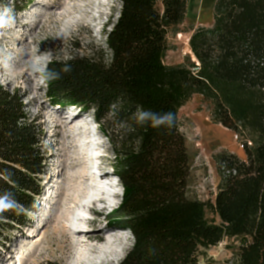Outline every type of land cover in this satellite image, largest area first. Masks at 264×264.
I'll return each mask as SVG.
<instances>
[{
	"label": "trees",
	"instance_id": "1",
	"mask_svg": "<svg viewBox=\"0 0 264 264\" xmlns=\"http://www.w3.org/2000/svg\"><path fill=\"white\" fill-rule=\"evenodd\" d=\"M121 1L107 51L50 60L45 72L57 102L93 111L114 144L124 193L109 218L134 235L118 264H200L201 249L224 237L241 243L223 264H264V0H216L212 25L190 36L199 64L189 66L164 62L168 32L184 21L188 0ZM65 65L70 72L60 71ZM53 70L59 78L48 77ZM196 93L212 105V122L245 136V160L228 151L215 157L214 202L187 194L190 158L178 112ZM24 107L0 83V230L24 223L42 192L40 130ZM145 110L173 113V126L137 123Z\"/></svg>",
	"mask_w": 264,
	"mask_h": 264
},
{
	"label": "rangeland",
	"instance_id": "2",
	"mask_svg": "<svg viewBox=\"0 0 264 264\" xmlns=\"http://www.w3.org/2000/svg\"><path fill=\"white\" fill-rule=\"evenodd\" d=\"M117 2L0 1V13L10 8L12 16L8 25L0 27V83L22 96L27 116L35 120L40 130L41 142L38 147L42 155V173L39 174L42 192L34 194L37 207L35 211L27 212L24 223L1 228L0 264H76L75 251L90 259L89 264H115L134 243L130 230L127 233L131 238L111 232L120 229L113 226L109 215L121 202V196L116 195L112 184L117 182L119 188L123 189L116 174L117 158L113 142L100 124L94 131V137L89 140L79 134L80 129L75 127V122L71 123L69 116L84 115L81 123L90 124L93 111L81 112L78 105L57 102L45 77L50 60H66L74 54H89L92 50L98 54L105 51V32L113 26L109 27L111 21L116 19L109 17H113L115 8L112 4ZM106 20L108 24H105ZM212 23L202 24L196 17L185 16L180 25L168 32L164 62L167 65L188 66L197 63L190 53V36L197 27L211 26ZM38 58L42 59L38 62ZM211 109L212 105L196 93L179 109L178 119L190 158L187 194L192 198L214 202L220 182L216 155L228 151L245 160L246 154L243 148L245 136L212 122ZM91 167H99L101 173L107 172V177L101 181L114 191L115 206L105 208L99 201L94 204L95 195L83 200L87 183L85 173ZM95 182L99 183V180ZM60 191L63 192L58 196ZM80 201L86 205H81ZM206 215L217 223L221 221L211 208ZM71 224L77 227L87 225V230L104 228V241L75 245L67 230ZM108 236L121 237L118 260H111L106 250L112 244L105 241ZM240 243V238L224 237L216 245L201 249L199 263L233 262ZM96 247H100L101 251Z\"/></svg>",
	"mask_w": 264,
	"mask_h": 264
},
{
	"label": "bare ground",
	"instance_id": "3",
	"mask_svg": "<svg viewBox=\"0 0 264 264\" xmlns=\"http://www.w3.org/2000/svg\"><path fill=\"white\" fill-rule=\"evenodd\" d=\"M76 119H79V117L72 118L71 123L75 122V127L80 129L78 131L79 134L86 137L87 139L93 138L95 133H94V129L90 128V124L81 123L80 119L75 121ZM72 134L74 135V132H72ZM98 168L99 167H97V169H94L93 167H91L89 169L87 168V171L85 173L86 179H87L86 190H85L82 198L84 200L86 198H89V197H92L95 195V196H97V198H96V201L94 202V204H96L99 201L105 205V208L106 207L111 208V207L115 206V204L117 203L114 199L115 193L113 190H111V188L106 186L101 181L103 178L107 177L106 176L107 172L103 171L101 174H99L101 171L98 170ZM96 179L99 180V183L95 182ZM60 190H61V187H60ZM62 192L63 191H60L58 196H60ZM80 203H81V205L84 204V202H82V201H80ZM81 205H78V206L81 208L82 207ZM84 205H86V204H84ZM92 205H90L91 208L93 207ZM79 217H77V218H79ZM87 228H88L87 225L77 227V226H74L72 224L69 226V228H67V230L71 233L70 237H71V239L74 240L75 245L77 243H82V242L89 243V242L95 241V240L96 241H104V239L102 240V232H103L104 228H94L93 227V230H87ZM117 230H119V231H111V232H116V233L125 232V230H122V229H117ZM119 238H121V237L115 236V238H113L112 236L111 237L108 236L105 239L106 242L112 243L111 246L109 247V249H106V250H107V252H109V255H111V260H113V261H115L117 258L119 259V257H118L119 252H120V246L119 245L121 244ZM96 248H98L99 252L101 251L100 247H96ZM74 259H75L74 261H76V264H81V263L89 264L90 263V259L86 258L81 253L80 254L76 253V251L74 253Z\"/></svg>",
	"mask_w": 264,
	"mask_h": 264
},
{
	"label": "clouds",
	"instance_id": "4",
	"mask_svg": "<svg viewBox=\"0 0 264 264\" xmlns=\"http://www.w3.org/2000/svg\"><path fill=\"white\" fill-rule=\"evenodd\" d=\"M121 4H122L121 0H118V2L116 4H112V6L115 8V11L112 14L113 17H109L110 19L113 20L114 18H116L115 21L117 20V18L119 17V14H120V10H121ZM10 13H11L10 8H5L4 11L2 13H0V27H4V26L8 25L9 22L12 20V16L10 15ZM115 21H113V22L111 21V23L109 24V27H110V25H113L115 23ZM107 22H108V20H106L105 24H108ZM111 28L108 30H111ZM105 34H106V32H105ZM40 59H42V58H38V62ZM60 71H62L64 73H68L71 71V66L65 65ZM59 75H60V73L55 71V70L48 73V77L51 79L59 78ZM92 116H94V114ZM92 116L90 117L92 119L91 122H94L96 124V126L93 128L92 127H90V128L94 129V131H95L99 127V122H98L96 117L93 118ZM83 117H84V115L83 116L79 115V118H83ZM136 120H137V123H139L141 125L150 122L151 127H153V128H159L161 126L171 128L173 126V123H174V115L171 112L165 113L163 115H159V114L153 113L151 110H145V111H139L137 113ZM99 174H101V172ZM109 183L112 184L111 181ZM112 185L115 188L116 195L121 196V198H122L123 193H124V189L119 188V184H117V182H116V184H112ZM114 231H119V230H114ZM127 232H128V230L125 231L126 234H123V233H120V234L125 235L127 238H131V236ZM115 234H117V233H115ZM121 260H120V262H121ZM120 262L115 261L114 263L118 264Z\"/></svg>",
	"mask_w": 264,
	"mask_h": 264
},
{
	"label": "crops",
	"instance_id": "5",
	"mask_svg": "<svg viewBox=\"0 0 264 264\" xmlns=\"http://www.w3.org/2000/svg\"><path fill=\"white\" fill-rule=\"evenodd\" d=\"M215 1L216 0H188L185 16L196 17L198 22L202 24L212 23ZM200 19H203V21H200Z\"/></svg>",
	"mask_w": 264,
	"mask_h": 264
},
{
	"label": "snow or ice",
	"instance_id": "6",
	"mask_svg": "<svg viewBox=\"0 0 264 264\" xmlns=\"http://www.w3.org/2000/svg\"><path fill=\"white\" fill-rule=\"evenodd\" d=\"M5 205H4V203H3V201H0V208H2V207H4Z\"/></svg>",
	"mask_w": 264,
	"mask_h": 264
},
{
	"label": "built area",
	"instance_id": "7",
	"mask_svg": "<svg viewBox=\"0 0 264 264\" xmlns=\"http://www.w3.org/2000/svg\"><path fill=\"white\" fill-rule=\"evenodd\" d=\"M248 144H251L252 142L250 141V140H248V142H247Z\"/></svg>",
	"mask_w": 264,
	"mask_h": 264
},
{
	"label": "water",
	"instance_id": "8",
	"mask_svg": "<svg viewBox=\"0 0 264 264\" xmlns=\"http://www.w3.org/2000/svg\"><path fill=\"white\" fill-rule=\"evenodd\" d=\"M197 64H199V63H197Z\"/></svg>",
	"mask_w": 264,
	"mask_h": 264
}]
</instances>
